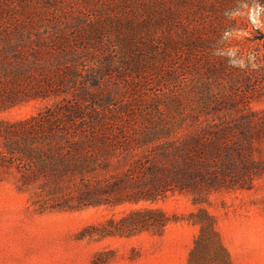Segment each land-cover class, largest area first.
<instances>
[{
    "label": "rangeland",
    "instance_id": "obj_1",
    "mask_svg": "<svg viewBox=\"0 0 264 264\" xmlns=\"http://www.w3.org/2000/svg\"><path fill=\"white\" fill-rule=\"evenodd\" d=\"M0 33L21 46L24 95L47 96L0 111V121L80 105L106 124L176 145L207 123L227 126L199 156L209 163L204 178L154 203L39 213L17 169L0 170V264H189L199 235L192 215L209 223L201 210L215 218L232 264H264V120L241 121L264 117V95L241 101L264 80V0H0ZM216 34L233 69L214 70L195 59L209 55L188 51ZM210 89L220 102L202 114ZM143 207L163 210L168 225L88 236L90 226ZM222 257L207 242L195 264Z\"/></svg>",
    "mask_w": 264,
    "mask_h": 264
},
{
    "label": "trees",
    "instance_id": "obj_2",
    "mask_svg": "<svg viewBox=\"0 0 264 264\" xmlns=\"http://www.w3.org/2000/svg\"><path fill=\"white\" fill-rule=\"evenodd\" d=\"M261 39L264 41V36ZM222 43L216 34L188 51L209 55L195 59L199 62L201 58L207 59L204 63L212 65L214 70L233 69L232 59L219 51ZM19 47V42L12 43L10 35L0 33V111L32 98L47 97L46 94L24 95V63L20 62ZM189 56L188 60L194 59ZM206 87L211 88L208 84ZM253 91L241 99L243 104H249L254 95H264V80ZM201 101L202 114L220 102L212 89L209 93L202 92ZM246 119L262 125L264 117L250 114L241 121ZM226 129L227 126L219 123H207L185 145L156 144L159 137L155 133L129 132L106 124L98 114H89L80 105H58L26 120L0 121V170L17 169L25 191L31 193V206L39 213L154 203L174 188L183 191L194 186L195 177L204 178L202 166L205 168L209 163L199 156L209 152V144L226 135ZM136 156L138 159H134ZM162 158L170 159V165H159ZM200 212L209 223L197 214L192 215L194 225L199 226V235L190 251L189 264H195L207 242L223 253L222 261H216L218 264H232L215 229V218L205 210ZM167 225L163 210L143 207L131 210L119 220L110 219L87 230L88 236L102 239L127 232L163 230Z\"/></svg>",
    "mask_w": 264,
    "mask_h": 264
}]
</instances>
